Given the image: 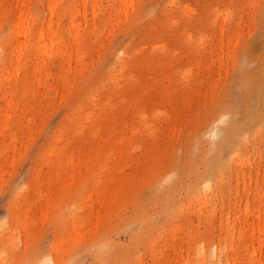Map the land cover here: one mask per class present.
Masks as SVG:
<instances>
[{"label":"rangeland","instance_id":"obj_1","mask_svg":"<svg viewBox=\"0 0 264 264\" xmlns=\"http://www.w3.org/2000/svg\"><path fill=\"white\" fill-rule=\"evenodd\" d=\"M93 2L84 22L82 0H55L69 67L53 47L37 73L31 45L9 77L11 110L0 97V121L11 119L0 140V264H201L202 248L229 241L238 264H257L256 232H239L246 212L256 224L264 211V101L251 76L264 63V0ZM46 3L30 0L34 32ZM16 7L0 0L11 59ZM245 117L233 146L224 125ZM208 182V202H195ZM218 263L223 255L207 264Z\"/></svg>","mask_w":264,"mask_h":264},{"label":"bare ground","instance_id":"obj_2","mask_svg":"<svg viewBox=\"0 0 264 264\" xmlns=\"http://www.w3.org/2000/svg\"><path fill=\"white\" fill-rule=\"evenodd\" d=\"M218 3V2H217ZM216 3V4H217ZM95 3L93 0H82L81 6H77L74 9V14H80L84 22L86 21V8L89 6L90 12L92 15L95 14L96 7L94 5ZM213 4V3H212ZM47 18L45 21V26H40L38 30L35 32L32 30V27L30 26L29 20H30V0H17V11H14V13H17L16 23L14 24V36L11 38V42L14 44L12 48V55H14V59H11V53L9 54L6 49L1 51L0 47V87H1V94L0 97L3 101V107L6 111H9L12 109L13 100L10 97V92L12 87L16 88V84L13 83L9 77L12 74H16L18 71V67L20 65V62L24 60L25 58V50H27L28 47L31 45H36L37 49V62L35 69L37 70V73L42 75V72L46 73L47 71L44 69V56L49 55V49L55 47L56 49H59V54L63 62L69 67V62L71 59L72 51L69 48L70 45L68 44L67 40L60 34L59 31V23H58V17L54 19L55 17V0H47ZM254 9V8H253ZM189 13H191V10H189ZM219 13V11H217ZM221 13V12H220ZM203 17V16H201ZM199 16V18H201ZM36 23L42 24V19L40 16L35 17ZM203 21L202 19H200ZM187 21V20H186ZM190 21V20H189ZM192 22L196 21L194 19H191ZM190 21V22H191ZM198 22V19H197ZM203 23V22H202ZM201 23V24H202ZM189 24V22H188ZM196 27V23H193ZM189 24V26L193 25ZM200 24V23H199ZM187 25V24H186ZM206 25V23L202 24ZM199 25L197 24V27ZM201 26V25H200ZM71 34L73 36V46L75 50V55L77 57L81 56L80 53V41L77 36V30L78 25L75 24L73 21L70 25ZM6 43L7 40H4ZM194 47V46H193ZM194 52H197V48L193 50ZM211 53V50L208 51ZM83 55V54H82ZM5 59L10 62V65L5 66ZM264 62V61H263ZM11 65H13V68H11ZM263 66L260 68L261 70L257 73H253L251 75L252 77H256L258 88L261 91V100L264 101V63ZM6 75V76H4ZM247 77L250 75L246 74ZM40 84V83H39ZM264 103V102H263ZM262 117L264 119V112L262 113ZM228 117L227 113H221L218 118H221V120H225ZM242 119H234L231 122L226 123L224 126L230 131L229 135L225 136L224 140L227 141L229 144L233 145L235 142H237L241 135H244V131L246 127H249V123L252 121L251 119L244 118ZM31 120L29 119L28 122ZM11 123V119L8 115H5L2 120L0 121V140L7 139L6 136V130ZM248 124V125H247ZM219 131V129H217ZM16 137L14 136L13 139ZM234 146V145H233ZM242 165H244L242 163ZM217 172H215L216 175ZM194 190L197 191V185L193 186ZM213 186L209 182L206 183L204 186V192L202 196L198 193L196 195L195 202H201L203 205L208 202L206 199V192H210L212 190ZM245 218L243 220L244 226L240 229L239 234L244 233V227L251 229V235L256 232L257 239H258V245L256 247H252V244L245 243V248H248L249 246L252 247L251 251H249L251 259L257 262V264H264V255L262 256V253L264 254V238L259 239L260 235L264 234V228H260L259 222L262 217H264V211L260 213L258 211L256 217V224L249 222L248 214L245 213ZM233 226H231L232 228ZM256 228V229H255ZM251 242V239H250ZM201 264H207L211 261H217L219 262L220 257L223 255L224 257V263L225 264H238L235 259L231 257V253L234 252V248L231 244V241H229V244L224 246V250L222 248H202L201 251ZM230 254V255H229ZM48 258V257H47ZM53 259V258H52ZM46 261V259H45ZM53 261V260H52ZM47 262V261H46ZM45 264V263H44ZM219 264V263H218Z\"/></svg>","mask_w":264,"mask_h":264}]
</instances>
